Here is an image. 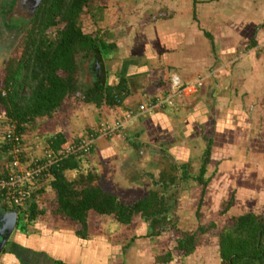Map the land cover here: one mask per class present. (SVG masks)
I'll return each instance as SVG.
<instances>
[{"label": "crops", "instance_id": "obj_1", "mask_svg": "<svg viewBox=\"0 0 264 264\" xmlns=\"http://www.w3.org/2000/svg\"><path fill=\"white\" fill-rule=\"evenodd\" d=\"M85 7L91 14L95 9L104 14L100 21L105 23V29L98 36L109 44L102 58L106 82L109 84L111 79L114 85L115 79L122 76L127 93L116 106L101 105L94 109L89 104L80 105L79 101L72 103L69 99L73 95L68 96L49 118L37 120L32 128L23 130L24 154H40L43 148H50L55 137L62 142L73 140L92 131L102 119L116 120L127 110L136 113L139 104L168 95L173 75L182 86L200 79L199 86L172 98L171 106L155 108L151 114L135 118L112 137L97 138L90 152L81 158L78 172H93L103 191L130 203L155 192L153 188L142 193L133 190L137 185L145 188L147 183L155 184L149 179L147 169L151 168L150 162L157 163L165 157L187 171L188 179L180 182L181 188L188 180L194 181L190 177L197 175L203 166L204 189L213 174L211 171L206 175L207 165L214 160L211 153L233 144V134L245 129L242 121L248 123L249 114L259 109L256 104L261 102L264 107V0H88ZM113 20L115 25L111 23ZM253 39L263 40L262 55L256 58L252 54L255 51L250 52L247 47ZM251 48L260 53L256 43ZM237 83L240 92H236ZM248 85L251 88L247 92ZM73 116L80 118L78 129L69 123ZM29 131H32L31 137ZM1 132L0 120V167H3L6 154ZM248 140V149L264 155V139ZM148 145L149 151L145 149ZM195 145L199 156L196 171L192 172L195 157L191 149ZM206 148L207 161L202 165ZM222 160L226 166L234 161L231 157ZM74 173L69 170L65 174L70 178ZM118 186L123 187L125 196L114 189ZM33 187L40 191L35 194L34 202L40 197L46 201L50 207L48 214L35 206L40 213L29 222V203L9 208L0 202V213L15 211L17 215L19 211L22 215L21 223L18 228L15 225L0 252V264L126 262L124 249L129 246L128 241H124L125 245L115 243L118 238H112L109 231L128 226L130 229L135 216L128 224H120L110 216L88 211L86 229L94 226L104 231L100 236L80 237L79 224L51 214L48 178L39 180ZM108 224L118 228L108 229ZM146 228L147 223L138 217L133 229L136 239L130 244L137 256L147 251H144L147 246L144 240L150 236H145Z\"/></svg>", "mask_w": 264, "mask_h": 264}, {"label": "trees", "instance_id": "obj_2", "mask_svg": "<svg viewBox=\"0 0 264 264\" xmlns=\"http://www.w3.org/2000/svg\"><path fill=\"white\" fill-rule=\"evenodd\" d=\"M87 1L41 0L20 39L19 57L5 62L0 86V113L15 122L20 133L32 127L36 120L49 118L65 98L75 93L81 95L82 103L95 107L116 106L127 93L122 76H118L114 85L106 82L102 58L109 50V44H103L94 35L82 33L76 23ZM79 57H93L99 67L93 81L85 86H81L76 77L79 63L76 59ZM65 143L55 137L50 149L55 151ZM207 152L208 148L202 165L207 161ZM85 155L61 159L46 175L52 193L49 200L52 215L79 224L77 233L80 237L85 235L88 211L110 216L120 224H128L137 215L147 223V237L157 234L155 226L161 229L166 225L172 227L166 215L168 209L173 207L174 190L182 180L188 179L189 175L183 166H176L173 161L162 157L157 161L162 168L155 183L160 184L163 190L158 195L152 191L136 201L126 203L115 194L103 191L93 172H78L80 160ZM69 170L75 172L70 178L65 174ZM203 174L204 167L201 166L199 173L190 178L203 187L206 184ZM33 186L27 190L29 222L40 213L33 200L40 191ZM168 188L170 194L166 192ZM171 195L173 198H170ZM167 198L171 201L165 207ZM230 203L229 200L222 204L220 215L225 214ZM173 230L175 233L170 247L162 256L155 257L154 264L181 261L195 250L199 234L215 237L218 264H264V212L257 215L250 212L229 215L222 226L218 227L214 223L207 227L198 226L193 233L180 231L175 226Z\"/></svg>", "mask_w": 264, "mask_h": 264}, {"label": "rangeland", "instance_id": "obj_3", "mask_svg": "<svg viewBox=\"0 0 264 264\" xmlns=\"http://www.w3.org/2000/svg\"><path fill=\"white\" fill-rule=\"evenodd\" d=\"M11 1V0H10ZM243 1V0H241ZM239 2V1H237ZM244 2H247V0H244ZM3 4V2H1ZM24 7H19V11H22L23 13L27 14L29 10ZM24 9V10H23ZM93 14L86 9V7H83L79 13V17L76 19V23L79 24L80 30L82 33H86L89 35H95L98 37V41L105 43V39L98 34L101 32H104L105 29V23L100 21V19L103 17L100 10L98 9L93 10ZM100 12V13H99ZM94 20V21H93ZM113 25L116 24V22L113 20L111 21ZM29 26L28 23H24L21 28L17 29V33L15 34L14 38H11L9 41L5 39L6 36L2 37L0 35V86L2 82L3 77V68L4 64L7 61V59L10 58H18L21 52V47L19 46L20 39L24 35L25 29H27ZM1 27V25H0ZM54 28H52L53 30ZM51 30V32H52ZM1 32V28H0ZM104 35V33H103ZM101 37V38H100ZM104 37V36H103ZM263 40H251L249 44L247 45L248 48H250V52L255 51L254 57L261 56V52H263ZM115 42L116 39H115ZM256 43L260 48L258 49L259 52L256 51L253 47V44ZM105 46V45H103ZM102 51V50H101ZM241 51H243L241 49ZM259 53V54H257ZM238 54V53H237ZM78 58L76 61L78 62ZM90 64V65H89ZM88 70L91 75V80L96 75V68L94 64L93 57H91V61H89ZM230 65V63L228 64ZM77 69V80L81 84V86H85L84 78L81 77V73L78 72ZM113 72V71H112ZM253 73V72H251ZM93 81V80H92ZM115 81H117L115 79ZM231 83L230 81H227L226 83ZM109 85L112 82V80H108ZM228 83V84H229ZM112 85V84H111ZM238 88L236 92H240L241 88L239 84L237 83ZM251 88V85L247 86V92ZM243 96V95H242ZM248 96V94H247ZM72 103H75L79 101L80 105L83 103L81 101V95L75 93L73 94L71 100ZM71 103V102H70ZM69 103V104H70ZM219 103V102H218ZM91 105V109H94V105ZM259 109L254 111L253 113L249 114V122L245 123L242 121V125H245V129H243L241 132H235L233 134V144L225 145L221 147L220 149L214 150L213 153H211L210 157H212L211 160L212 163H209L207 165V173L212 171V177L209 180L207 186L203 189L201 186L196 184L194 181L188 180L185 184H182L177 189H175V197L174 202L172 204V209H168V214L166 215L167 218L170 220V223L172 227L167 226L163 229L158 228L155 226V231H157V234L151 235L148 239L144 240V242L147 243L148 249L145 247L144 251L141 256H137L136 253L132 248H130L131 241L136 239V236L133 235L136 230L134 229L135 221L138 219L139 216H135L134 222L132 225H130L128 228H120L117 230H110L109 235L112 238H118L115 240V243L122 242L123 245L124 241H128L129 246L126 247L124 250V257L126 258V262L124 264H154L155 257L162 256L166 250L170 247L174 231L173 227L175 226L176 229H179L180 231H186L188 233H193L197 231L198 226L200 227H207L211 223L216 224L218 227L222 226V224L225 222V219L227 216L231 215H241L245 213H253L255 215L261 214L264 212V181H261L263 178L264 180V155L255 152V150L248 149L250 140H253L254 138H261L264 139V107L261 106V102L256 104ZM255 105V106H256ZM248 106V102H247ZM256 106V107H257ZM87 107V106H85ZM248 112V111H247ZM248 114V113H247ZM69 123H71L72 126H76L75 128L78 129V122H80V118L76 119L73 117L69 118ZM37 121V120H36ZM36 124V123H35ZM29 129L32 127H28ZM206 131V130H205ZM32 131H29V137H31ZM146 150H151L148 147H145ZM154 150V149H152ZM192 153L194 154V159L192 166L194 168H191L190 170L192 172L196 171L198 161L197 157L199 156L198 147L197 145L192 147ZM227 157H231L233 163L230 165H224V161L221 159H226ZM215 161H217L215 164H213ZM151 168L149 167L148 175H150L153 182H157L159 171L162 168L161 163L156 162H150ZM153 163V164H152ZM152 165H155L152 167ZM214 169V170H213ZM111 174V171H110ZM148 180V179H147ZM149 181V180H148ZM156 184V185H155ZM153 185L148 184L145 188H138L139 185H133L132 187H137L135 190L136 193H142L146 190H150L151 188L154 189V191L159 194L162 189L160 184L155 183ZM104 186V185H103ZM153 186V187H152ZM123 187H114L116 191L122 195L125 196L121 190ZM172 189V188H171ZM170 192V188H168L167 193ZM170 194V193H169ZM168 194V195H169ZM170 196V195H169ZM173 195H171L170 198ZM170 198L165 200L164 205L165 207L168 206V202ZM40 200H37L35 203L36 208L41 209L43 214H48V210L50 207L49 204L46 203V201H43L41 197ZM124 199V198H122ZM231 201L228 208L225 210L224 215H220L219 211L223 208L224 203L227 201ZM171 201V200H170ZM94 214H90L92 216ZM97 216V215H96ZM104 216L99 217V219H103ZM17 219V228L19 224L22 221V215L18 211L16 215ZM104 221H100V223H103ZM101 225V224H100ZM105 225V224H104ZM103 225V226H104ZM169 225V224H168ZM99 226V225H98ZM108 229H116L118 228L117 225L108 224ZM16 229V228H15ZM160 229V230H159ZM104 231V228L101 230L96 229L94 226H90L89 229H86L85 234L90 237H96L100 236V234ZM178 231V230H177ZM121 238L123 240H121ZM78 239V238H77ZM198 245L196 246L195 250L188 256L182 258L179 262H174L172 264H218L217 254H216V239L213 236H208L207 234H199L197 237ZM133 244V242H132Z\"/></svg>", "mask_w": 264, "mask_h": 264}, {"label": "built area", "instance_id": "obj_4", "mask_svg": "<svg viewBox=\"0 0 264 264\" xmlns=\"http://www.w3.org/2000/svg\"><path fill=\"white\" fill-rule=\"evenodd\" d=\"M199 85L200 79H196L192 84L182 86L178 78L173 75L166 97H158L150 103L139 104L136 113L127 110L116 120L102 119L92 131H87L79 137L67 141L55 151L46 147L40 151V154L31 156L24 154L23 138L15 122L6 119L0 113L2 122L1 143L6 154V164L0 167V202L9 208L24 206L28 200L27 190L39 180L44 179L58 161L69 156H81L89 153L97 138H108L116 135L125 124L132 122L137 117L151 114L155 108L171 106L172 98L179 97L185 91L192 90Z\"/></svg>", "mask_w": 264, "mask_h": 264}, {"label": "flooded vegetation", "instance_id": "obj_5", "mask_svg": "<svg viewBox=\"0 0 264 264\" xmlns=\"http://www.w3.org/2000/svg\"><path fill=\"white\" fill-rule=\"evenodd\" d=\"M3 2V4L1 3ZM20 0H0V25H1V32L0 35L2 37L6 36V41L10 40L11 38L15 37L17 33V29L21 28L24 23H28L29 19L32 17L33 13L31 14L28 12L27 14L19 11V7H24V4H20ZM39 5V4H38ZM27 8V6L25 7ZM24 10V9H23ZM78 72H80L81 77L84 78L85 85L87 83L92 82L91 75L88 68V63L91 61V58H78ZM95 64V63H94ZM90 65V64H89ZM96 75L98 71L96 70ZM94 78V77H93Z\"/></svg>", "mask_w": 264, "mask_h": 264}, {"label": "water", "instance_id": "obj_6", "mask_svg": "<svg viewBox=\"0 0 264 264\" xmlns=\"http://www.w3.org/2000/svg\"><path fill=\"white\" fill-rule=\"evenodd\" d=\"M40 2L41 0H20V4L26 5L31 14L37 8ZM95 68L98 71V64L95 65ZM16 222L17 219L15 211H4L0 213V252L3 249L6 240L14 230Z\"/></svg>", "mask_w": 264, "mask_h": 264}]
</instances>
